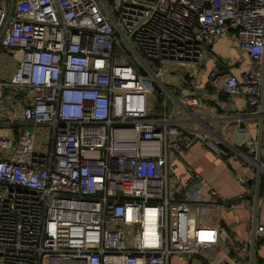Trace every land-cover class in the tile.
Segmentation results:
<instances>
[{"label": "built area", "instance_id": "built-area-1", "mask_svg": "<svg viewBox=\"0 0 264 264\" xmlns=\"http://www.w3.org/2000/svg\"><path fill=\"white\" fill-rule=\"evenodd\" d=\"M9 8L0 0V30ZM231 30L248 65L222 88L258 106L264 0L13 1L0 39L12 62L0 69V264H170L217 244L219 225L200 224L206 183L174 164L200 132L151 115L149 98L168 88L167 68L193 79ZM256 235L258 248L264 224Z\"/></svg>", "mask_w": 264, "mask_h": 264}, {"label": "crops", "instance_id": "crops-1", "mask_svg": "<svg viewBox=\"0 0 264 264\" xmlns=\"http://www.w3.org/2000/svg\"><path fill=\"white\" fill-rule=\"evenodd\" d=\"M9 56L0 50V69L3 58ZM7 61H5L6 63ZM9 64V63H6ZM241 64V67L239 66ZM248 65L246 54L237 45L233 31L211 43L204 61L197 66L194 77L184 80L180 73L167 74L164 81L168 88H159L157 97L161 101L157 114L172 113L180 120L183 130H196L201 137L174 162L179 174L186 177L188 166L199 179L206 183L205 203L200 212V224L221 228L215 246L204 249L200 254L180 258L172 255L170 264H249L250 234L252 230V199L246 198L240 203L225 207L216 197L235 198L252 192L256 172V150L250 152L249 145L257 141L259 117L258 106L249 108L243 95H228L222 88L223 76L211 82V75L226 69L227 73L237 74ZM10 63L9 67L11 68ZM190 79V78H189ZM167 81V82H166ZM195 91L200 96V105H188L183 102L186 93ZM216 97L225 100L231 108L215 106ZM171 106H168L167 100ZM150 101V100H149ZM153 102L149 103V113L153 111ZM244 126L242 130L239 127ZM198 137V136H197ZM207 141V142H206ZM208 142H215L222 151L217 153ZM264 168V151L261 156ZM264 188V170L261 175ZM210 189L216 192L215 196ZM259 223L264 224V201L260 200ZM207 261L202 263V261ZM264 261V243L256 250L255 264Z\"/></svg>", "mask_w": 264, "mask_h": 264}, {"label": "water", "instance_id": "water-1", "mask_svg": "<svg viewBox=\"0 0 264 264\" xmlns=\"http://www.w3.org/2000/svg\"><path fill=\"white\" fill-rule=\"evenodd\" d=\"M13 1L10 0V8H9V13L8 16L5 20L4 25L2 26L0 30V39L3 34V32L6 29L12 7H13ZM226 74V69H223L221 71H216L211 75V78H215L217 76H223ZM168 106H171V101L168 99L167 100ZM249 108H253L255 105L250 104L248 105ZM258 117H259V127H258V136H257V141H256V172H255V180H254V185L252 187V192L248 194H243L239 195L235 198H221V197H216V200L224 205L225 207H230L231 205H235L237 203H240L242 200L246 198H251L252 199V230L250 234V260L249 264H255V255H256V250H257V243H258V238L256 235V228L257 225L259 224L258 221V212H259V204L260 200L264 201V188H262L261 185V175L264 170V168L261 167V156L264 151L263 149V140H264V129H263V115H264V62H263V70H262V79H261V92H260V100L258 104ZM207 261H202V263H206Z\"/></svg>", "mask_w": 264, "mask_h": 264}, {"label": "rangeland", "instance_id": "rangeland-1", "mask_svg": "<svg viewBox=\"0 0 264 264\" xmlns=\"http://www.w3.org/2000/svg\"><path fill=\"white\" fill-rule=\"evenodd\" d=\"M5 61H7L6 63H9V64H6ZM1 63L4 64L3 65V69H5L4 74L6 76H8V74L10 73L9 65H10V63L12 64L11 59L8 58V60H7V58L4 57L3 60L1 61ZM178 73H180V69L179 70H175V69L170 70L169 68H167L165 75H167V74H170V75L171 74H178ZM158 89H160L159 86L157 85V83H154V86H151L152 91H151V96L149 98V100H150L149 103L152 104V102H153V107H154L153 111L150 114L155 115V116L161 115V114H157L158 113L157 109L159 107H161V105H160L161 101L159 102V100H161V99L157 97ZM8 113H10V112L8 111Z\"/></svg>", "mask_w": 264, "mask_h": 264}, {"label": "trees", "instance_id": "trees-1", "mask_svg": "<svg viewBox=\"0 0 264 264\" xmlns=\"http://www.w3.org/2000/svg\"><path fill=\"white\" fill-rule=\"evenodd\" d=\"M158 92H159L158 94H159V96H160L161 92H160V91H158ZM161 95H162V94H161Z\"/></svg>", "mask_w": 264, "mask_h": 264}]
</instances>
